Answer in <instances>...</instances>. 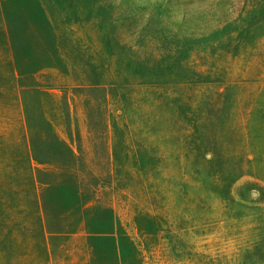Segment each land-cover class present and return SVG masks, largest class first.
Returning <instances> with one entry per match:
<instances>
[{
	"label": "rangeland",
	"instance_id": "1",
	"mask_svg": "<svg viewBox=\"0 0 264 264\" xmlns=\"http://www.w3.org/2000/svg\"><path fill=\"white\" fill-rule=\"evenodd\" d=\"M0 264H264V0H0Z\"/></svg>",
	"mask_w": 264,
	"mask_h": 264
}]
</instances>
